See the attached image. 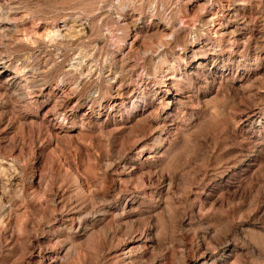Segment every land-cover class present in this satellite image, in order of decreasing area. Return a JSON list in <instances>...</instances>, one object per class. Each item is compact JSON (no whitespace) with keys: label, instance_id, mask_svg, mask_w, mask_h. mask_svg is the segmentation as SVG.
<instances>
[{"label":"rangeland","instance_id":"1","mask_svg":"<svg viewBox=\"0 0 264 264\" xmlns=\"http://www.w3.org/2000/svg\"><path fill=\"white\" fill-rule=\"evenodd\" d=\"M0 177V264H264V0H0Z\"/></svg>","mask_w":264,"mask_h":264},{"label":"bare ground","instance_id":"2","mask_svg":"<svg viewBox=\"0 0 264 264\" xmlns=\"http://www.w3.org/2000/svg\"><path fill=\"white\" fill-rule=\"evenodd\" d=\"M70 32H74V33H79V34H83L84 33V29L82 27V25H77L76 23L73 25H69L68 24H61V25H58L55 27V29L50 33V37L51 39H59L60 37H69V33ZM49 36V35H48ZM78 39V38H77ZM51 41V40H50ZM78 61V60H77ZM75 62L76 65H79L80 66V70H82V73L83 71L87 73L88 75V71H91L92 69V66L89 64L88 65V62L87 61H79V62ZM2 64H4L3 62H1ZM75 64L72 63V66H74ZM71 65V64H70ZM5 66L3 65L2 68H4ZM77 68V67H76ZM79 69V68H78ZM114 72V71H113ZM80 73V72H79ZM81 73V74H82ZM122 73V72H121ZM17 75V74H16ZM86 75V76H87ZM17 77V76H16ZM15 76H11L10 79H14ZM114 79L113 80H117L118 79V76H115L113 77ZM13 84V83H12ZM16 85V84H15ZM84 101V100H83ZM86 101H88V99L86 98ZM85 101V103H87ZM79 104V103H78ZM8 164V163H7ZM11 166V165H10ZM14 167V165H13ZM16 170V169H15ZM16 172V171H15ZM13 173L10 175V177L7 178V183H11L13 181H16V178L18 177V175L16 173ZM7 173V172H6ZM3 177H0V185L2 184V179ZM6 179V178H5ZM3 183H4V180H3ZM6 183V184H7ZM19 183V182H18ZM5 187V186H4ZM19 191V190H18Z\"/></svg>","mask_w":264,"mask_h":264}]
</instances>
